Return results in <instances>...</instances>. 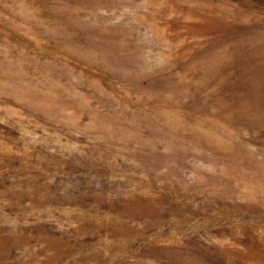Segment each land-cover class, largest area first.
Instances as JSON below:
<instances>
[{
  "label": "rangeland",
  "instance_id": "obj_1",
  "mask_svg": "<svg viewBox=\"0 0 264 264\" xmlns=\"http://www.w3.org/2000/svg\"><path fill=\"white\" fill-rule=\"evenodd\" d=\"M0 264H264V0H0Z\"/></svg>",
  "mask_w": 264,
  "mask_h": 264
}]
</instances>
